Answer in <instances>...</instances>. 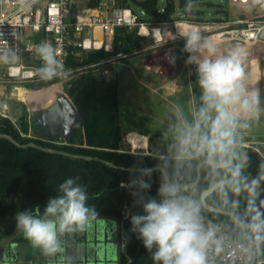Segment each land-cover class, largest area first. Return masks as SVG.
<instances>
[{"label":"clouds","instance_id":"9594fccd","mask_svg":"<svg viewBox=\"0 0 264 264\" xmlns=\"http://www.w3.org/2000/svg\"><path fill=\"white\" fill-rule=\"evenodd\" d=\"M193 6V0H188L185 7L191 12ZM160 32L154 30L153 38ZM179 35L185 39L184 51L189 53L186 63L197 66L201 91L198 106L191 109V119L179 108L176 110L175 155L180 162L199 159L206 170L207 186L187 188L175 176L161 172L157 195L145 198L151 189L148 169L141 170L128 185L121 183V187L135 189L134 206L140 205L144 214L131 215L130 230L143 241L154 264H207L209 249L220 243L218 226L205 224L202 216L210 196L217 197L225 208L236 209L239 201L232 197L246 192L247 219L237 218L257 244L264 243V212L256 205L264 174L255 178L245 175L248 157L238 151L240 130L248 129L264 114V98L258 88L247 83L246 50L234 47L222 51L195 26ZM37 54L42 64L36 71L42 79L66 75L50 43L38 45ZM78 179L68 178L60 184L61 194L48 200L43 213L36 206L16 214L17 231L44 255L56 254L61 248V236L83 232L98 216L95 208L87 204L86 187L78 184Z\"/></svg>","mask_w":264,"mask_h":264},{"label":"trees","instance_id":"16d2710c","mask_svg":"<svg viewBox=\"0 0 264 264\" xmlns=\"http://www.w3.org/2000/svg\"><path fill=\"white\" fill-rule=\"evenodd\" d=\"M98 1L89 0L88 5L93 7ZM135 2L146 14L158 20H171L175 11L172 0H168L164 13L159 12V0H135ZM123 4L129 5L128 0H124ZM200 13L199 10H195L188 12L187 16L198 21H204ZM141 40L142 38L136 30L121 28L116 35L115 53L104 50L93 51L83 54L81 60L71 55L65 63H62L65 73L70 69H77L108 60L114 55H123L138 50ZM40 66L39 63L38 68ZM89 74L74 82V87L70 91V98L74 105L80 111H88V114L83 118L84 138L81 140L80 146H74L73 141L70 142L71 145H64L24 137L21 131L27 134L29 125L25 122L20 124V128H17L11 120L6 118L0 121V134H6L20 144L34 142L44 147L73 154L99 157L118 167L148 169L154 166H162L169 176H175L185 185L195 182L197 179V166L201 162L199 159L180 162L171 157L122 151L124 149L121 148L120 144L121 134L119 127H115L114 114L115 110L118 109V82L113 78L107 80L102 74ZM60 78L61 76L42 79L39 75L38 80L29 83L28 86L42 88L60 81ZM194 81V94L198 106L201 90L197 79H194ZM172 145H174L173 142H162L160 144L161 155H166L172 149ZM160 174V171H154L151 174L153 183L150 191L155 195H157L160 183ZM139 175L140 172L133 173L120 168H112L101 162L74 159L33 147L21 148L2 138L0 139V218L16 220L18 212L33 210L36 206H39L41 213H43L48 200L61 194L59 185L66 179L74 177H79L77 183L86 187L89 197L87 204L95 208L98 213L96 217L119 218L126 197L125 191L120 188V184ZM207 183L208 178L203 166L201 180L198 185L203 188L207 186ZM134 191V188L130 189L128 201L133 210L137 211L141 206L138 204L134 206V201L137 199L133 195ZM147 193L144 194L145 197ZM232 198L239 201V206L236 209L225 208L215 196L208 197L207 204L215 209L230 211L234 213L236 218L239 216L247 219L248 199L239 196ZM256 205L264 212V199H257ZM202 215L221 223L235 239L245 244H255L257 246V257L264 256V243L257 244L251 233L238 226L229 216L206 208H203ZM5 236L10 237L13 234L8 230L5 232ZM2 237H0V240ZM127 254L132 258V262L129 264H154L151 253L144 247L143 241L137 238L136 233L131 238ZM124 263H126V259L123 256Z\"/></svg>","mask_w":264,"mask_h":264},{"label":"built area","instance_id":"2783aa9c","mask_svg":"<svg viewBox=\"0 0 264 264\" xmlns=\"http://www.w3.org/2000/svg\"><path fill=\"white\" fill-rule=\"evenodd\" d=\"M88 1L0 0V69H5L6 81L32 83L38 80L36 69L39 63L42 64V60L37 54V47L44 42L51 44L61 63H65L71 55L81 60L83 54L93 51L115 53L116 35L121 28L136 30L141 38L150 41V48L175 43L185 46V39L179 32H185L193 26L201 27L203 35L213 37V41L222 44L241 42L251 46L264 43L260 38L264 31V0H227L230 5L251 14L237 19L209 22L198 21L187 15L177 17L176 8L171 20H141L129 5L123 4L124 0H99L93 7L88 5ZM159 12L164 13L165 9ZM143 13L146 14L145 11ZM156 29L161 32L155 33L154 39L153 33ZM24 42L27 44L24 45ZM120 59L121 55H114L105 61L70 69L66 75L100 71L108 76L110 70L104 68L116 64ZM0 116L16 125L7 103L0 106ZM23 136L33 138L31 135ZM128 137L129 134L126 135L125 142L129 149L122 151L136 153V150L145 149L134 148ZM129 182L122 183L128 185ZM120 188L125 191L126 196L121 215L117 218L121 230L120 249L121 253L128 257L127 250L132 237L125 236L123 232L135 210L128 201L131 188L121 187V184ZM203 218L205 224L217 225L220 233V243L208 251L207 264H264V256L257 257L255 244H245L232 237L221 223L205 216ZM130 262L131 257L124 264Z\"/></svg>","mask_w":264,"mask_h":264},{"label":"rangeland","instance_id":"374dc122","mask_svg":"<svg viewBox=\"0 0 264 264\" xmlns=\"http://www.w3.org/2000/svg\"><path fill=\"white\" fill-rule=\"evenodd\" d=\"M143 1V0H137ZM175 8L177 10V17H183L188 14L186 10V4L188 0H172ZM187 1V2H186ZM130 7L135 11V13L139 16L141 20H153L155 19L149 14H144L143 9L137 5L135 0H128ZM168 4V0H159L158 7L159 9H165ZM193 9L192 11L199 10L201 13V18L204 21H214V20H230L237 19L242 16H249L251 13L245 10H241L236 6L230 5L227 0H193ZM222 51H229L232 48L225 47L220 45V43L216 42ZM27 42H24L26 45ZM141 46V43H140ZM247 51L248 55L245 61V72L247 77V83L250 87H256L259 89V85L261 87V96L264 98V43H259L256 45L242 47ZM142 59V58H141ZM140 61L139 56L133 55L122 59V64L129 65L132 69L138 70L137 62ZM195 65V64H194ZM110 66H106L104 69H110ZM119 69H123L122 66H117ZM197 67V66H196ZM196 67L195 70H196ZM125 69L128 72V75H133L132 69ZM102 71V70H101ZM91 74L101 73L100 71L89 72ZM5 69H0V106L4 103H7L10 108V115L12 119L16 122V127L20 128L21 123H27L29 125L28 133H24L21 131L23 135H32V123H31V113L38 109H43L54 104L57 98L61 96H68L70 98L69 90L72 87L73 83L79 80L82 76H87L88 73L78 75H64L61 76L60 81L51 84L49 86H45L42 88L29 87V83L25 82H17L11 83L6 81L4 77ZM197 74V73H196ZM134 77L132 76L131 80ZM133 85L136 84L137 81H133ZM138 83V82H137ZM17 88H23L27 91V93L33 92L32 103L28 104L23 102L17 98ZM31 91V92H30ZM11 98V99H10ZM71 99V98H70ZM55 100V101H54ZM21 101V102H20ZM262 106H264V99L261 101ZM151 108L146 107V112H149ZM159 111L153 110L152 112L157 114V117H160L161 110ZM170 110V109H169ZM170 112V111H169ZM167 114V113H165ZM171 114V112H170ZM166 120L167 116L165 115ZM164 118V119H165ZM3 118L0 116V121ZM160 119V118H158ZM169 119H174L172 114ZM253 125L250 129L246 131H240V135L242 137V142H252L246 144L249 146L248 148L238 149L239 152L243 153V150L247 154L249 164L245 167L244 174L248 175L250 178H255L264 174V114L261 115L258 121L251 123ZM126 131V129L124 130ZM78 139L76 138L73 141L74 146H80L81 140L84 138V133L82 132V128L79 129ZM126 135L121 134L120 144L124 149L126 148L125 143ZM70 143V142H69ZM157 147V143H153L150 145L148 150L139 149L136 150V153H144L149 154L154 152L153 148ZM128 149V148H126ZM157 149V148H156ZM158 150V149H157ZM169 156L171 158H176L175 150L170 152ZM257 169H255V168ZM151 183H153V176L151 175ZM259 195L257 199H264V181H261L260 187L258 188ZM147 196L156 195L151 191H148ZM146 196V198H147ZM239 197L244 199L247 198V193H241ZM136 214V211H135ZM144 214V213H143ZM98 218V217H97ZM94 222V221H93ZM99 228H103V237L102 244L100 247L102 250L107 253L108 262L107 264H123V254L120 249V238H121V230L118 224L117 218H108V217H99L98 220L95 221ZM132 225L129 222L128 226L124 230L123 234L129 238L133 237L135 233H133L131 229ZM107 229V230H106ZM10 230L13 236H5V232ZM3 236V237H2ZM0 263L6 261H15L16 253L20 264H47V255H44L39 248H34L28 240H26L22 233L17 231L16 228V220L10 218H0ZM125 257V256H124ZM128 257H125L126 261L129 260ZM8 263V262H7Z\"/></svg>","mask_w":264,"mask_h":264},{"label":"crops","instance_id":"0c3cea01","mask_svg":"<svg viewBox=\"0 0 264 264\" xmlns=\"http://www.w3.org/2000/svg\"><path fill=\"white\" fill-rule=\"evenodd\" d=\"M184 47L181 43H175L170 46L150 48V41L142 38L138 50L121 55V59L109 69L108 78L116 79L118 82L117 111L120 134H129L128 140L134 148L140 147L148 150L150 145L157 143L158 150L153 148L154 152L149 154L170 157V152L175 150L176 110L179 108L188 119H191V109L197 106L194 94V79H197V74L194 68L196 65L186 63L188 53L184 51ZM133 55L140 58L137 62L138 70L122 64V59ZM119 65L124 68L119 69L117 67ZM125 67L133 70V79L138 83L133 85L134 80H131L132 76L128 75ZM259 90L261 93L260 85ZM146 107H150L151 110L146 112ZM152 109L156 111L160 109V117H157ZM169 111L175 120L169 119L171 116ZM165 115L169 117L167 120ZM253 122L255 121L251 123ZM252 126L250 125L248 129ZM246 130L241 129L240 131ZM82 132L84 133L83 128ZM76 138L78 139V135ZM162 142L174 143L166 155H161L160 144ZM248 143L252 142H241L239 149L248 148L249 146H246ZM126 148L129 149L127 143ZM126 148L122 149L127 150ZM246 152L243 150L244 155L247 154ZM248 164L249 161H247ZM90 256L91 254L88 255ZM17 264H20L18 259Z\"/></svg>","mask_w":264,"mask_h":264},{"label":"water","instance_id":"95a60500","mask_svg":"<svg viewBox=\"0 0 264 264\" xmlns=\"http://www.w3.org/2000/svg\"><path fill=\"white\" fill-rule=\"evenodd\" d=\"M261 40L264 41V31L260 36ZM244 44L241 42H232V43H224L225 47H242ZM103 77L108 78L106 74H103ZM88 114V111H80L72 102V100L68 96H61L56 99L54 104L49 107L35 110L31 113V123H32V135L36 139H41L45 141H50L54 143H69L75 140L77 136L78 129L83 128V118ZM115 127H118V111L115 110ZM7 139L12 142L14 145L21 148L33 147L39 150L60 154L66 157H71L74 159H82L87 161H96L106 164L112 168H120L121 170L128 172H141V170L151 169V174L154 171L164 172L166 174L167 171L162 166H154L148 169H136V168H127V167H118L115 164L103 160L99 157L87 156L82 154H73L61 150H57L50 147H44L37 143L31 142L27 144H20L14 138L6 135L0 134V139ZM203 164L200 162L197 166V179L195 182L190 184H186L185 187L194 189L196 185L201 180V169ZM146 198V197H145ZM204 208L208 210H212L216 213L229 216L238 226L243 227L240 221L236 218L234 213L226 210H220L210 207L207 203H205ZM136 214H143L142 207L136 211ZM98 220V219H96ZM93 228L92 222L86 226L83 232H74V233H65L60 238L61 248L54 255H47V264H106L104 262H97L92 259L88 260V255L91 253H95L96 255H104L105 250L103 251L100 247L102 244V238H99V244L97 242H92L91 238V230ZM17 253L15 261H6L0 264H17ZM8 262V263H7Z\"/></svg>","mask_w":264,"mask_h":264},{"label":"flooded vegetation","instance_id":"af4514ba","mask_svg":"<svg viewBox=\"0 0 264 264\" xmlns=\"http://www.w3.org/2000/svg\"><path fill=\"white\" fill-rule=\"evenodd\" d=\"M95 72V71H94ZM89 73V72H88ZM98 74H101V73H98ZM102 76H103V74H102ZM107 80L109 79V78H106ZM73 85H72V87L70 88V90H69V94H70V91L73 89ZM81 129V128H80ZM78 131H79V129H78ZM78 133V132H77ZM33 138H35L34 136H32ZM36 139V138H35ZM94 221V222H93ZM96 221V218H94V219H92L91 220V222H92V225H93V228H92V230H91V238H92V242H97L98 240H99V238H102L104 235H103V231H104V229L103 228H99V225L95 222ZM107 230V229H106ZM100 242L98 241L97 242V245L99 244ZM98 250H100V246L98 247ZM92 259H94V260H96L97 262H104V263H106L107 264V262H108V257H107V253L105 252V254L104 255H96L95 253H91V256L90 257H88V260H92Z\"/></svg>","mask_w":264,"mask_h":264},{"label":"bare ground","instance_id":"6f19581e","mask_svg":"<svg viewBox=\"0 0 264 264\" xmlns=\"http://www.w3.org/2000/svg\"><path fill=\"white\" fill-rule=\"evenodd\" d=\"M198 28L200 29V30H202L201 29V27H199L198 26ZM144 32H145V30H144ZM213 38V37H212ZM220 45H223L222 43H220ZM31 92V91H30ZM33 92H31V93H27V91L26 90H24L23 88H17V98L19 99V100H21V101H23V102H26V103H28V104H31L32 103V99H33ZM11 99V98H10ZM20 101V102H21ZM55 101V100H54Z\"/></svg>","mask_w":264,"mask_h":264}]
</instances>
